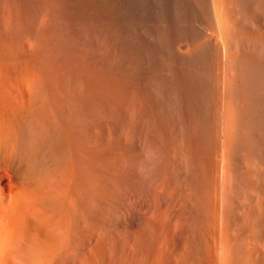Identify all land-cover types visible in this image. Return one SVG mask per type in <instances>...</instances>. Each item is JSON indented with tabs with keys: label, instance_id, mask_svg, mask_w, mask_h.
Wrapping results in <instances>:
<instances>
[{
	"label": "bare ground",
	"instance_id": "obj_1",
	"mask_svg": "<svg viewBox=\"0 0 264 264\" xmlns=\"http://www.w3.org/2000/svg\"><path fill=\"white\" fill-rule=\"evenodd\" d=\"M198 1H203V0H198ZM252 1L254 2V0H252ZM262 1L264 2V0H261V2ZM2 2H4V1H2ZM2 2H0V4ZM46 2H47V0H46ZM234 2H235L234 0H207V2L202 3V5L204 4V7L209 9L208 11L202 5H200L198 3V5H199L198 7L202 6L204 8V11H206L205 12V15H206L205 18L206 19L202 15V17L205 20L203 18H201L200 20L203 19L204 22L206 21V24L208 23L209 32L207 30L206 33H208V34L206 36H201L202 38L197 34V36L200 37V38L198 37L199 41L195 42V43L190 42V44L193 43L192 44L193 46H192V48H190V47L189 48L195 52L197 50L200 51L202 49L201 52H203L202 47L207 45V43H208V45L210 43V46H211V53H209L210 51L208 50V49H210L209 48L210 46L207 45L208 48L206 46H205V48H207V49L204 48L205 50H208V54H206L207 51H206V53L204 51V53H205L204 55L205 56L207 55V58L204 57V59H202L204 56V55L202 56L203 53L200 54V52L198 53V51H197V53L200 54L199 56H202V57H200L199 61H197L198 59L197 60L194 59V62L195 63L198 62V64L196 63V65H198L196 67H199L201 70V71H198V73L201 72L200 73L201 76H199L200 78L199 77L196 78L197 80L200 79V81H199L200 84H197L200 87V91L197 89L200 93H198V91H197V94L199 95L200 100H201L200 101L199 98L197 99L198 101L196 100L197 101L196 103H198V105L200 103L199 106L197 105L198 107L196 110L197 114L199 115L198 118L200 119V127L198 126L197 128H201V130H199L201 132H198V133L203 134V135H201L202 137L204 136V140L202 138V141H205L204 142L206 144L205 146L207 147L208 152L212 158L211 159L212 162L207 161L208 163L210 162V164L212 163V165H211L212 171H210L213 173L212 179L210 178V174L209 175L207 174L208 171H207V173L205 172L208 175V179L210 178V180H212L211 181L212 183H211L209 180L205 179L212 184V188H209L212 191L210 192L211 194L209 196V195H207V191H205V189H204L205 185L203 186L204 187L203 189L201 187H199V185L197 183L198 181L196 179V176H194L195 172L193 171L195 166L192 162L194 161L195 158H193L192 162L190 159V158H192V156H194L195 153H193V155L191 157L189 156V153L191 151L189 153H188V151L191 149L189 148V145H188L189 149L187 147H185V145L187 144L185 141L184 144L185 143L186 144L183 146L185 147L186 151H184V153H181L182 157H180L181 155L178 156V158H176L177 155L176 156L174 155L175 157L172 156L173 159L174 158H176V159L173 161V164H170V167L174 168L173 170H175V168H176V170L172 171V168L169 167L171 170L168 171V172H172L171 173L172 175L174 174V176L176 177L175 180H177V179L179 180V178L183 179L180 181H184L185 184L183 186V189H184V193L186 192L185 194H183V192H182V194L185 196L183 199H179V200H181V206L182 207L179 204L180 208L175 210L173 208L175 206V204H173L174 206L172 205L173 207L171 206V210L173 208L175 210V212L177 213V216L180 219L177 216H175L174 218L177 217L179 220H181V221H179L180 224L179 225L174 224L175 226H172V225H170L171 223H168L172 227L169 226L167 228L166 225H168V224H166L164 221L161 222V219H160V221H159V219H157L158 220L157 221V220H155L156 218L155 219L154 218L153 219L147 218L145 215H143L141 213L142 210L140 211L136 208L135 203L137 201L138 195L142 194V196L145 199L144 200L145 204L144 203L143 204L146 207L144 208L143 206H140L139 208H141V207H143L144 209L148 208V206L150 205L149 204L150 201L148 202V199H150V198L148 196L151 195L152 192L150 193V190L153 188V184H152V188L149 187V184H150V182H152L154 180L155 176H157L155 174V172L156 173L160 172L159 169L156 168V165H155L156 160H157L156 159L157 156H156V154H152L150 147H153V145H151V144H155L156 147L155 146H154L155 148L153 147L154 151H155V149L159 150V148L161 149V147L164 148L165 147L164 145H166V143H169V144L171 143V144H174L173 146H175L176 144L180 143L181 140H183V139H181V140L179 139L178 143L176 140V139H178V136H179L177 131L178 132L180 131L178 129H180L179 127L181 126V121H179L180 126L179 127L177 126V125H179L177 120H180L178 118L180 117L179 115H181V114L179 112H178L179 114H177L178 109L176 108L177 104L175 103L176 98L174 100L173 96H172V94L174 96L176 95L175 94L176 88L174 85H172L173 88H171V87L168 88L167 83H166L167 86L165 85L163 88H161L162 86L161 87L157 86L162 91H163V89H165V87L168 88L167 91L165 90L167 92V95H165L167 98H165L166 100L164 101V103L166 102L165 106L167 107V112L169 114L168 119H170L168 121V123L169 122L170 123L168 124L166 122L167 118H165L166 119L165 122L168 124L169 127L166 125L167 128H164V127H161L162 125L159 126L157 124V126H155L156 125L155 123H154V125L151 124L152 118H150L151 122H150V119H144L145 118L144 115L146 116V114H144V115L139 114L138 115L140 110L139 111L137 110V113L135 112L136 110H134L132 113L129 110L130 108H126L125 106L123 107L120 105L119 102L116 103V101H115V103L114 102L112 103L109 100L110 103H107L108 104V106H107V105H104L100 101H99V103L97 102L95 104H92L94 102L91 100L92 103L91 102L90 103L93 106L88 107L90 104L85 103L87 105V107L89 108V109L85 108L86 112L82 111V109L84 110V108H81L80 106L78 108H76V106H78V105H76L77 103H75V105H73V107H72V103H70L71 107H68L70 100L68 101V103H66L67 108L65 107L64 102H62V103H64L63 106H60L61 104L58 105L53 100L54 92H53V90H51L53 86L52 87L50 86L51 89H50V87H48L49 89L44 87L45 84L42 86L41 82L43 83L47 79L46 80L42 79L45 74L44 75H43V73H42V75L40 74L41 72H43L40 70L41 68H38L36 66L35 69L32 71L30 66H28V69L30 68V71L27 68H25V71L26 70L29 71V74L27 76L22 75V77H16L15 72H16V75L19 76L18 71L21 70L18 68L19 69L18 71H15V72L13 71L14 74H13V72L11 73L14 75V77H13V75H11L9 73L12 76L11 77V76H9V74L8 75L6 74L8 72H11L13 69H15V68H13V69L11 68L12 70L11 69H10L11 71L9 70V67L7 65H10V63H8L7 65L3 64L5 67H3V65H2V67H0V69L2 68V70H3V68L6 69L5 70L6 73H4V70H3V72H2V70H0V264H264V261H262L263 259L261 260V258L264 255H262V257H260L259 260L257 259L262 251L260 252V254H258V257H257L252 252L251 248L249 247L253 241L255 242L258 240V238L254 237V236L256 235V233L260 234V231L262 228L260 227V231L258 229L259 232H256V233L254 232V230L257 231L256 227H259L260 225H262L261 221H263L262 219H264V53L261 55L259 54L260 56L263 55V57H260V58L258 57L259 60L255 59V57L252 56V53H251V52H253L252 50L254 48H257V46L259 44L258 42L260 41V43H261V39L263 40V38H264L262 31H260L262 28L259 29L260 32L259 31L255 32L256 29H254V25H255V27L257 26L256 28H259L258 26H260L262 24V22H264V21H262V20H264V18L259 19L260 17H258V19H255V18H257V17H254L257 14L255 12H253V13H255V15L253 14L254 18L249 17L250 15H248V17H247L248 11H247L246 16H243L245 14L244 13L245 11H244V12H242L241 16H243V19H244V17L245 18L247 17L246 20L244 19V21H242V20L238 19V17H236L234 14V13H236V11L233 12L234 10L237 9V7H235L234 5L237 4L239 6L241 4L242 0H241V2L239 1L240 4H238L239 3L238 1H237L238 3L235 2L236 4H234ZM243 2H245V1H243ZM243 2H242V4H243ZM251 2L248 3V6H249V4L251 5ZM6 3H8V2H6ZM13 3H15V2L13 1ZM42 3L44 5L45 2L42 1ZM193 3L194 2H192V5H193ZM36 4H34V5H36ZM246 4L247 3H245V5ZM3 5H6V4L3 3ZM205 5H207L208 7ZM256 5L254 7L258 6V5L257 6ZM241 6H243V5H241ZM261 6H264V5H261ZM8 7H10V6L7 5L6 11L8 10L7 9ZM44 7L46 8V6H44ZM240 7H238V8H240ZM1 8H2V4L0 6V9ZM187 8L188 7H186V9ZM200 8H198V9L201 11L202 8L201 9ZM234 8H236V9H234ZM245 8H244V10H245ZM259 8H260V5H259ZM2 9L0 11L4 10V9L3 10ZM49 9H50V7H49ZM186 9H185V12H186ZM191 9L189 11H191ZM246 9H248V8H246ZM250 9H252V8H250ZM256 9H254V10H256ZM35 10H36V8H35ZM37 11H35V12H37ZM204 11L202 9L201 14H203ZM242 11H243V9H242ZM11 12H13V11H11ZM18 12L19 11H17V12L14 11V13H16V14ZM41 12H38V13H41ZM251 12H250V14H251ZM262 12H263V10H262ZM32 13H34V12H32ZM47 13H48V10H47ZM198 13H199V11H198ZM238 13H240V12H238ZM7 14H9V13H7ZM7 14L5 12V16H4L5 18H6ZM42 14H44V13H42ZM0 15H3V14H0ZM36 15H38V14H36ZM44 15H43V17H44ZM200 15H199V18L201 17ZM238 15H240V14H238ZM17 16H19V15H17ZM45 16H47V15H45ZM251 16H252V14H251ZM262 16H264V15H262ZM15 17H16V15H15ZM185 17H183V18H185ZM190 17H192V16H190ZM37 18H38V16H37ZM37 18H35V19H37ZM39 18H41V17L39 16ZM47 18H45V19H47ZM31 19H32V17H31ZM41 19L43 20V18H41ZM200 20H198L197 23ZM203 20H202V22H203ZM239 20L242 21L243 23L240 22ZM36 21H38V20H36ZM52 21H53V19H52ZM183 21H184V19H183ZM183 21H182V25L184 24V26H185V23H184L185 21L184 22ZM188 21H189V18H188ZM6 22L8 25V21H6ZM6 22H5V24H6ZM38 22L41 23L44 21H38ZM192 22L195 24L194 21H192ZM244 22H245V24H244ZM260 22H261V24L259 25ZM1 23H2V21H1ZM19 23L21 24V21ZM34 23H35V21H34ZM46 23H45V25H46ZM14 24H16V23H14ZM28 24L29 23L27 21L26 25H28ZM166 24L167 25L169 24L168 20H167ZM194 24H193V27H194ZM38 25H40V24H38ZM189 25H191V24H189ZM262 25H264V24H262ZM30 26L32 27L33 25H30ZM59 26H60V24H59ZM40 27L45 28L44 24H43V26L40 25L39 28ZM5 28H6V26L3 29H5ZM14 28H16V27H14ZM33 28H34V26H33ZM43 28H40V30H42ZM98 28H97V30H98ZM188 28H190V27H188ZM3 29L1 28V30H3ZM16 29L18 30L19 28H16ZM192 29L195 30V28H192ZM55 30H54V32H55ZM203 30H205V29H203ZM13 31H14V29H13ZM18 31H20V30H18ZM15 32H16V30L14 31V33ZM28 32H30V31H28ZM57 32H58V29H57ZM60 32H62V31H60ZM148 32H149V30H148ZM195 32H197V31L195 30ZM195 32H194V34H195ZM63 33L64 32H62V34ZM96 33H99V32L96 31ZM158 33H160V32H158ZM182 33H183V35H181V36L183 37L184 32H181V34ZM258 33H260V34H258ZM34 34H35V30H34L33 35ZM39 34H37V35H39ZM43 34H44V32H43ZM58 34H59V32H58ZM203 34L205 35V31L203 32ZM3 35H5V33H3ZM37 35H35V36H37ZM48 35L51 36L52 34H48ZM166 35H168V34H166ZM186 35H188V34H186ZM6 36H8V35H6ZM30 36H32V34ZM54 36H55V34H54ZM82 36H83V34H82ZM141 36L143 37V35H141ZM41 37H42V35H41ZM160 37H162V36H160ZM176 37L180 38V36H176ZM186 37H188V36H186ZM203 37H205V38H203ZM34 38L36 39V37H34ZM192 38H194V35L192 36ZM8 39L9 38H7V40ZM30 39H32V37ZM40 39L38 42H40ZM47 39L49 40L50 38L48 37ZM80 39H81V37H80ZM85 39H86V37H85ZM90 39H91V37H90ZM102 39H104V38H102ZM126 39H127V37H126ZM7 40H5V42H7ZM19 40H20V37H19ZM52 40H53V38H52ZM76 40H78V39H76ZM83 40H84V38H83ZM83 40H82V42H83ZM189 40L191 41V39H189ZM189 40L187 42H189ZM196 40H197V37H196ZM17 41L18 40L15 41L16 44H17ZM25 41H22L23 44ZM42 41H44V40H42ZM154 41H156V40H154ZM165 41H167V40H165ZM180 41H182V40H180ZM28 42H30V41H28ZM50 42H51V40H50ZM105 42H106V40H105ZM127 42H129V41H127ZM161 42H163V40H161ZM12 43H14V42H12ZM45 43H47V42H45ZM134 43H135V41H134ZM164 43H167V42H164ZM8 44H11V43H8ZM18 44H19V42H18ZM50 44H52V43H50ZM103 44H101V46ZM149 44H151V41L149 42ZM152 44H154V43H152ZM263 44H264V41H263L262 45ZM11 45H13V44H11ZM26 45L29 46L30 44H26ZM31 45H34V44L31 43ZM52 45H55V44H52ZM106 45H107V43H106ZM139 45H141V44H139ZM186 45H187V43H186ZM35 46H34V48H35ZM40 46H41V44H40ZM44 46L46 47V45H44ZM76 46H75V48H76ZM130 46H132V45H130ZM5 47H6V44H5ZM185 47H187V46H185ZM248 47L249 48L252 47V48L249 49ZM1 48H2V46H1ZM56 48H58V47H56ZM56 48H54V49H56ZM67 48H69V47H67ZM154 48H155V46H154ZM164 48L160 47L161 50ZM37 49L34 51H37ZM87 49H85V50H87ZM146 49H147V47H146ZM171 49H172V47H171ZM184 49H186V48H184ZM2 50H3V48H2ZM8 50H10V49H8ZM22 50H20V51H22ZM27 50H31V48L30 49L27 48L26 52H27ZM45 50H47V49H45ZM48 50H49V48H48ZM62 50H63V47H62ZM102 50H103V47H102ZM134 50H136V49H134ZM164 50H167V49H164ZM164 50H163V53H164ZM179 50L180 49H178V51ZM257 50H254V52L256 51V54H257ZM259 50H260V45H259ZM263 50H264V48H263ZM12 51H13V49H12ZM23 51L25 52V50H23ZM58 51H59V49H58ZM68 51H67V53H68ZM138 51H140V49ZM188 51H190V50H188ZM188 51H186V52H188ZM41 52H42V49H41ZM46 52L48 53V51H46ZM77 52L80 53V51H77ZM167 52H169V51H167ZM186 52H185V54H186ZM191 52L192 51H190V53ZM5 53H7V52H5ZM9 53H12V52H9ZM15 53L17 54V52H14V54ZM86 53L89 54L88 51ZM92 53L93 52H91V55H92ZM100 53L98 52V54H100ZM155 53H156V51H155ZM190 53H188V54H190ZM192 53H194V52H192ZM260 53H262V52H260ZM0 54H1V52H0ZM32 54H30V55H32ZM70 54H71V52H70ZM75 54H77V53H75ZM120 54H121V52H120ZM128 54H130V53H128ZM138 54H134V56L138 55ZM169 54H171V53H169ZM185 54H184V56H185ZM5 55H7V54H5ZM17 55H19V54H17ZM20 55H21V53H20ZM146 55H148L147 52H146ZM159 55H160V53H159ZM172 55L174 56V54H172ZM253 55H255V53H253ZM167 56H169V55L167 54ZM190 56H192V55H190ZM4 57H6V56H4ZM25 57L23 58V60L25 59ZM35 57H36V55H35ZM83 57H84V55H83ZM10 58H11V56H10ZM29 58H28V60H29ZM62 58H64V57H62ZM17 59H15V60H17ZM19 59L21 60L22 57H20ZM26 59H27V57H26ZM112 59H114V58H112ZM153 59H154V57H153ZM171 59H172V57H171ZM184 59H185V57H184ZM3 60L0 61L1 64H2ZM8 60H9V58H7V61ZM20 60H18L17 62H20ZM38 60H39V58H38ZM46 60H47V58H46ZM131 60H132V58H131ZM179 60H180V58H179ZM181 60L183 61V58ZM42 61H43V67H44V65L46 66L47 64H44L45 59H43ZM170 61L171 60H169L168 63ZM45 62H47V61H45ZM164 62L167 63V60ZM179 62H177V65L179 64ZM187 62H188V60H187ZM187 62H185V63H187ZM190 62L191 63H189V64H192V61H190ZM20 63L22 64V62H20ZM27 63H28V61H27ZM37 63L40 64L41 61H39ZM51 63H52V61H51ZM149 63L150 62H148V64ZM11 64H12V62H11ZM48 64H50V62ZM92 64H90V65H92ZM83 65H84V63H83ZM88 65H89V62H88ZM142 65H144V64H142ZM158 65H159V63H158ZM158 65L156 67H158ZM179 65H181V64H179ZM182 65L184 66V64H182ZM15 66H17V64H15V65L13 64V66L11 65V67H15ZM39 66H41V64ZM98 66L100 67V65H98ZM140 66H141V64H140ZM154 66H155V63H154ZM167 66H168V64H167ZM25 67H27V66H25ZM84 67H87V65ZM147 67H148V65H147ZM161 67L163 68L164 66L161 65ZM20 68H22L21 65H20ZM36 68H38L40 71ZM44 68H42V69H44ZM107 68H106V70H107ZM151 68H152V66H151ZM169 68H171V67H169ZM175 68H176V66H175ZM47 69H49V68H47ZM157 69H158L157 71H160L159 68H157ZM179 69H178V71H179ZM185 69L183 71L184 74H185L186 70H190L189 68H187L186 70ZM108 70H110V68ZM119 70H121V69H119ZM52 71H56V70L53 69ZM134 71H136V70H134ZM165 71H168V70H165ZM176 71H177V69H176ZM20 72H21V74L25 73L23 71H20ZM95 72H96V70H95ZM152 72H154V71H152ZM171 72L173 73V71H171ZM174 72H175V70H174ZM27 73H25V74H27ZM44 73H45V69H44ZM76 73H77V71H76ZM124 73H126V71ZM168 73L171 77L172 74H170V72H168ZM181 73H182V71H181ZM187 73H188V71H187ZM204 73L206 76L204 75ZM49 74H50V72H49ZM52 74H54V72H52L50 74V76ZM87 74L90 75V73H87ZM140 74H141V72H140ZM142 74L144 75V73H142ZM159 74H160V72H159ZM164 74H165V72H164ZM184 74H181V77ZM126 75H128V74H126ZM151 75H152V73H151ZM169 75H168V77H169ZM187 75L191 76V74H189V73ZM187 75H184L185 80H183V77H182L181 81L182 80L184 82L186 81V83L189 82L188 78H186ZM131 76H132V74H131ZM161 76L163 77L164 75L161 74ZM166 76H165V78H168ZM196 76H198V74H196ZM45 77H46V75L44 76V78ZM98 77H99V75H98ZM156 77H158V76H156ZM173 77H175V75ZM176 77H178V75ZM55 78H57V77H55ZM81 78H82V76H81ZM142 78H144V77H142ZM158 78H160V77H158ZM180 78L179 79L177 78V80L180 81ZM48 79H49V77H48ZM51 79H53L52 76H51ZM91 79L94 80L93 77H91ZM134 79H135V77H134ZM194 79H195V77H194ZM57 80H59V79H57ZM85 80L87 81V79H85ZM140 80L141 79H139V81ZM162 80L164 82V79H162ZM162 80L160 81V79H159L158 81L163 83ZM177 80H176V82H177ZM53 81H56V80H53ZM130 81H131V79H130ZM149 81H150V79H149ZM165 81H166V79H165ZM183 81H182V83H183ZM119 82H120V80H119ZM172 82H173V79H172ZM172 82H171V84H172ZM57 83H58V81H57ZM190 83H193V82H190ZM55 84L56 83H54V85ZM86 84H88V83H86ZM95 84H97V83H95ZM174 84H177V83H174ZM65 85L66 84H64V87H65ZM116 85H118V84H116ZM134 85H132V86H134ZM139 85H142V82L141 83L139 82ZM148 85H146V86H148ZM179 85H181V84H179ZM57 86L58 85H56V88H54V89H57ZM62 86H60V88ZM89 86H90V84H89ZM151 86L152 85H150V87ZM182 86H181V88H182ZM186 86H188V85H186ZM78 87L83 88V87H81V85L80 86L78 85ZM91 87L92 86H90V91H91ZM105 87H106V84H105ZM176 87H177V85H176ZM192 87H193V85H192ZM119 88H121V87H119ZM140 88H142L140 90V92L142 94L144 88L143 87H140ZM147 88H145V89L147 90ZM184 88H185V91H187L186 87H184ZM188 88L189 87H187V89ZM110 89H111V87H110ZM133 89H135V88H133ZM136 89H138V88H136ZM192 89H193V92L196 91L195 88H192ZM189 90H190V88H189ZM110 91H112V90H110ZM149 91L147 90V93ZM152 91H154V90H152ZM178 91H179V88H178ZM180 91L182 92V89ZM76 92H79V91L76 90ZM94 92H96V90ZM158 92L161 93V91H158ZM190 92H191V90H190ZM96 93H98V92H96ZM129 93H131V91L128 92L127 94L129 95ZM102 94H103V92H102ZM124 94L125 93H123L122 95H124ZM127 94H125V97ZM151 94H149V95H151ZM162 94H165V93L162 92ZM83 95H85V94H83ZM94 95L97 96V94H94ZM154 95H156V94H154ZM181 95L185 98V96L187 94H185V96H184L183 92H182ZM181 95L178 96V97H180V99H181ZM194 95H196V94H194ZM101 96H98V97H101ZM109 96L112 97L113 94H112V96L108 95V97ZM118 96H119V94H118ZM146 96L148 97V94ZM156 96H155V98H156ZM159 96H157V97H159ZM197 96H195V97L197 98ZM79 97H80V95H79ZM90 97H94V96H90ZM108 97H107V99H109ZM144 97H145V95H144ZM161 97L164 98L163 95ZM195 97H193L194 102H195ZM131 98H133L132 95H131ZM163 98H162V101H163ZM186 98H187V96H186ZM188 98H189V96H188ZM193 98L191 97V99H193ZM79 99H81V98H79ZM112 99L113 98H111V100ZM177 99H179V98H177ZM183 99H182V102H183ZM191 99H190V101H191ZM86 100H88V99H86ZM97 100H98V98H97ZM101 100H103V98ZM119 100H121V99H119ZM119 100H117V101H119ZM123 100H122L123 102L126 101L124 98H123ZM143 100H144V98H143ZM151 100H153V98ZM157 100H159V98ZM134 101L135 100H133V102ZM142 101H140L138 103L142 104ZM162 101L159 100L158 105H161ZM177 101L180 102L181 100H177ZM193 101H191V102H193ZM103 102H104V100H103ZM179 102H178V104H179ZM191 102L190 103L187 102V104L190 105ZM126 103L128 104V100ZM135 103L132 106H137V105H135ZM193 103H192V105H193ZM148 104H150V103H148ZM144 105H143V108H144ZM179 105H181V104H179ZM185 105H186V103H185ZM189 105H186L185 107H187ZM82 106L85 107L84 105H82ZM151 107H152V105H151ZM162 107H164V106H162ZM162 107H161V109H162ZM194 107L196 109V106H194ZM154 109H155V107H154ZM183 109H185V108H183ZM128 110L131 113H129ZM131 110H133V109H131ZM141 110H144V109H141ZM146 110H147V108H145V111ZM160 110L158 109V113ZM150 111H153V110H150ZM140 112H143V111H140ZM162 112H164V111H162ZM151 113H153V112H151ZM164 113H166V112H164ZM164 113H163V117L165 115ZM184 113L185 112H183L182 114L184 115ZM154 114H156V113L154 112ZM188 114L191 115L192 113L191 114L188 113ZM156 116H157V114H156ZM158 116H157V118H158ZM196 116L197 115H195V117ZM150 117H151V115H150ZM160 117H159V119H160ZM154 118H155V116H153V119ZM157 118H155V119H157ZM184 118H185V116H184ZM186 119H189V118H187V116H186ZM144 120H148L150 122V124L153 126L150 129L145 128V127L150 126V125H148V122L146 121L147 126H144V125H146V123H144L145 122ZM191 121H193V119ZM159 122H161V120ZM184 122H186V120ZM187 123L188 122H186V124ZM189 124H190V122H189ZM193 124H194V122H193ZM197 125L198 124L196 123V125H194V127H196ZM188 127L190 129V126H188ZM188 127H185V128L188 129ZM193 128H191V129H193ZM84 130H87L86 131L87 133H85ZM184 130H186V129H183V131ZM191 131H193V130H191ZM140 132H142L144 134L143 135L144 137L142 136L143 137L142 142H140V140H139V138L141 137ZM189 132L190 131H188L186 133L189 134ZM183 135L185 136L187 134H183ZM191 135L192 134H190V136ZM156 136H159V138H161V139H159ZM176 136H177V138H176ZM195 136H197V135H195ZM199 136H200V134H199ZM162 137L167 138L168 141L166 140V143H165V141H163L164 139ZM190 138L192 140V137H190ZM184 139H185V137H184ZM188 140H190V139H188ZM183 141L180 143L181 146L183 144ZM143 142H144V144H143L144 147L142 145H140ZM192 142H193V140H192ZM189 143H191V142H189ZM193 143H195V142H193ZM199 143L201 144L203 142H199ZM195 144L197 145V143H195ZM178 145H176L175 147H177ZM180 145H179V147L181 148ZM193 145L190 144V146H192V147H193ZM139 146H142L143 148L141 149V147L139 148ZM183 146H182V148H184ZM198 146L203 147V144L198 145ZM167 147H170V146L167 145ZM196 147L197 146H195V148ZM192 149H194V148H192ZM171 150H169L168 152L166 151V153L171 152ZM174 150H178V149L175 148ZM140 151H142V153H140ZM163 151L164 150H161L160 152H163ZM180 152H181V150H180ZM193 152H195V150ZM171 153H173V152H171ZM207 153H206V156H207ZM162 155H164V153H162ZM190 155H191V153H190ZM168 156H169V154H168ZM168 156H167V158H168ZM202 156H205V155H203V153H202ZM206 156L203 158L205 159ZM207 157H208V160H210L209 156H207ZM138 158H140L141 160L140 159L139 160L142 162V165L139 164L141 166V167L139 166L141 172H139V169L137 167L138 166L137 163L139 161ZM161 158H163V157H161ZM197 159H198V157H197ZM200 159H202V158H200ZM200 159L198 161H200V163H201ZM204 159L202 160V162L206 161ZM166 160L164 159L163 161L165 162ZM157 161H160V160H157ZM167 161L169 162V160H167ZM198 161H197V163H199ZM163 163H162V165H163ZM165 163H164V166L166 165ZM203 163H205V162H203ZM203 163H201V164H203ZM208 163H206V167H207ZM159 164H161V163H159ZM158 166H160V165H158ZM202 167H205V165L204 166L202 165ZM159 168L161 169V167H159ZM165 168H166V166H165ZM169 168L167 167V169H169ZM197 169H199V168H197ZM204 170H207V169L205 168ZM161 172L164 173L165 171L161 170ZM160 173H159V175H160ZM202 173H201V175H202ZM168 174L170 175V173H168ZM161 176L163 177V175H161ZM164 177H165V175H164ZM156 178H158V177H156ZM166 178H167V176L165 177V179ZM198 178L200 179V177H198ZM160 179H161V177H160ZM156 180H154V181L157 182L158 180L157 181ZM159 181H161V180H159ZM180 181H178V182H180ZM155 182H154V184H155ZM170 182L174 183V180H172ZM175 182L177 183V181H175ZM209 182H207V183L203 182V183L209 184ZM160 183L163 184V182H160ZM160 183H158V184L160 185ZM159 185H158V187H160ZM167 185H168V182H166V186ZM169 185H170V183H169ZM172 185L174 186V184H172ZM155 186H157V185L155 184ZM170 187L168 186V188L166 187L167 188L166 189L164 186L166 191L168 189H170ZM207 187H208V185L206 186V188ZM209 187H210V184H209ZM164 188H162V189L164 190ZM174 188H175V186H174ZM181 188H182V186L180 187V189ZM165 190L163 191L164 193H165ZM171 190H173V189L171 188ZM210 190H208V191H210ZM155 192H156V190H155ZM168 192L169 191H167L166 195H163V193L162 194L160 193L161 195L159 194L162 197V198H159L162 200V202H163V200L167 199L166 196L171 195ZM176 192H174V195H176ZM171 193H173V191ZM157 194H158V192H157ZM178 194L179 193H177V195ZM208 194H209V192H208ZM156 195L154 194V197ZM173 197L175 198V196H173ZM180 197H177V198H180ZM141 199H142V197H141ZM157 199H158V197H157ZM153 200H155V199H153ZM153 200H151V202ZM168 200H166V201H168ZM172 200H175V199L172 198ZM142 201H143V199L141 200V202ZM166 201H165V203H166ZM177 201H178V199H177ZM177 201H176V204H177ZM172 202L174 203V201H172ZM161 203H157V204H161ZM166 204L168 205L169 203H166ZM141 205H142V203H141ZM169 205H168V207H170ZM154 206H156V205H154ZM161 207H162V205H161ZM154 210H156V209L154 208ZM167 211H168V209H167ZM145 213H146V211H145ZM166 214H168L167 216L170 215L169 213H166ZM172 214H174V213H171V215ZM161 215H163V213ZM161 215H160V211H159V217L158 218H160ZM147 216H149V215H147ZM165 218H166V216H165ZM165 218H162V219H165ZM172 218H173V215H172ZM170 220H172V219H169L168 221L170 222ZM165 221H167V220L165 219ZM163 222H164L165 226H164V224H162ZM175 223H177V222H175ZM241 235H242V237H243V235H245L244 237H247L246 238L247 243L245 242L246 246H244L245 243L243 245H240L239 244L240 241L237 242V239H236L237 236H239V238H240ZM260 235H259V237L261 238L262 235L261 236ZM252 237L256 238V240L254 239L250 243V241L252 240ZM248 238L251 239V240H249V242L247 240ZM262 240H264V238ZM258 241H260V240H258ZM248 243H250V245H248ZM253 246H254V244H253ZM262 246H264V244ZM257 248L255 250H257ZM178 249L180 251V254L177 253L175 255L174 251L178 250ZM261 249H262V247H261ZM179 251H177V252H179ZM258 251H257V253H259ZM263 252H264V250H263Z\"/></svg>",
	"mask_w": 264,
	"mask_h": 264
},
{
	"label": "rangeland",
	"instance_id": "obj_2",
	"mask_svg": "<svg viewBox=\"0 0 264 264\" xmlns=\"http://www.w3.org/2000/svg\"><path fill=\"white\" fill-rule=\"evenodd\" d=\"M2 1H4V2H2ZM8 2V3H6V2ZM10 1V2H9ZM13 1L16 3H13ZM17 1V2H16ZM0 0V2H2L1 4H2V8L4 9H2L3 11H0V14H3V15H0V52H1V54H0V58L4 55V56H6V57H2L1 59H0V61L1 60H3L2 61V64H1V62H0V67H2V65L3 64H5V65H7L8 63H10V65H7L8 67H9V70L12 68H15V69H11L10 71L11 72H8V73H6V69L5 68H3V70H4V73H6L7 75L10 73H12L13 71L15 72V71H18L19 69H21L20 71H23V72H25V73H27V74H25V73H23V74H21V72L20 71H18L19 73H18V75L19 76H17L16 75V72H15V76L16 77H22V75H25V76H27L28 74H29V71H30V68H31V70L33 71L34 69H35V67L37 66L38 68H41L40 70L41 71H43V72H41L40 74L42 75V73H43V75L45 74L46 75V77L44 78V76H43V80H46V81H44L43 83L41 82V84H42V86L44 85V87H46V88H48V87H52V89H51V87H50V89L51 90H53V92H54V95H53V100L58 104V105H60V106H63V104L65 103V107L67 108V106H66V103H68V101H69V104H68V107H71V105H70V103H72V107H73V105H75V103H77L76 105H78V106H76V108H78L79 106L81 107V108H84V110L82 109V111H85V108H88V107H90V106H93L92 104H95V103H99V101L100 102H102L104 105H107L108 106V104L107 103H110V102H114L115 103V101H116V103L117 102H119L120 103V105L121 106H125L126 108H130L129 110L133 113V111L134 110H136L135 112L137 113V110L139 111H143V112H140L139 111V113H138V115L140 114V115H144V114H146V116L144 115V119H150V118H152V123L151 124H153L154 125V123L156 124L155 126H157V124L159 125V126H161V127H164V128H167V126H168V124L170 123H168V121L170 120V119H168V116H169V114H168V112H167V107L165 106V104H166V102L164 103V101L166 100L165 98H167L165 95H167V90H168V88L169 87H171V88H173L172 87V85H174L175 86V96L172 94V96H173V99L175 100V98H176V104H177V106H176V108L178 109V111H177V114H181V115H179L180 117L178 118V119H180V120H177L178 121V123H179V121H181V126H180V123H179V125H177L180 129H178V130H180L179 132L177 131V133L179 134V136H178V139H176L177 140V143H178V141H179V139L181 140V139H183V140H181V142L183 141V144H182V146L183 145H185L186 143V145H185V147H187L188 148V145H189V148L191 149V150H189L188 151V153L190 152L191 153V155H190V153H189V156L191 157L192 155H193V153H195L194 154V156H192V158H190L191 159V162L193 161V158H195L194 159V161L192 162L193 164H194V166H195V168H194V172L196 173H200L199 175L196 173H194V176H196V179H197V183H198V185H199V187H201L202 189L204 188L205 189V191H207V195H209L210 196V192L212 191V190H210L209 188H212V180H210V178L212 179V172H210V171H212V163L210 164V162L208 163L207 161H211V156H210V154H209V152H208V149H207V147L205 146L206 144L204 143L205 141H202V138H203V140H204V136L202 137L201 135H203L202 133H198V132H201V131H199V130H201V128H197L198 126L200 127V119L198 118V114H197V107L200 105V103H199V105H198V103H196L198 100V98H199V100H200V97H199V95L197 94V91L199 90L200 91V87L197 85V84H200V79H196L197 77H199V76H201L200 75V73H198V71H201L200 70V68L199 67H196V66H198V65H196V63L198 64V62H194V59H198L197 61H199V59H200V57H202L205 53H206V51H207V53L206 54H208V50L210 51L209 53H211V46H210V43H209V45H208V43H207V45L208 46H210L209 48L210 49H208V50H205V49H207L208 47H207V45H205L207 48H205V46L204 47H202L203 48V52H201L202 51V49L199 51V50H197L198 51V53L200 52V54L201 53H203L202 54V56H199L200 54H198L197 53V51L195 52V51H193L192 49H190V48H192V44L193 43H195V42H198L199 41V38L201 37V36H206L208 33H206L207 32V30H208V27H209V25H208V23L206 24V21L204 22V20L206 19L205 18V12L206 11H204V8L208 11L209 9H207L206 7H204V4L202 5V3H204V2H207V0H203V1H198V0H191L192 2H194L193 3V5H192V2L189 0H47V2H46V0ZM21 1V2H20ZM35 1V2H34ZM42 1H44L45 3H44V5H43V3H42ZM235 2H241V0H234ZM243 1H245V2H243ZM252 0H242V2H243V4H242V2H241V4H240V2L238 3V4H240L239 6L234 2V4H236V5H234L235 7H237V9L236 8H234V9H236V10H234L233 12H235L236 11V13H234L235 14V16L236 17H238V19H240V20H242V21H244V19L246 20V18L248 17V15H250L249 17H252V18H254V17H257V18H255V19H258V17H260L259 19H262V18H264V16H262V15H264V6H261V5H264V2L262 3L261 2V0H254V2L252 3L251 2ZM259 1V2H258ZM33 4H32V3ZM39 2V3H38ZM62 2V3H61ZM251 2V5L249 4V6H248V3H250ZM261 2V3H260ZM3 3H5L6 5H3ZM26 3V4H25ZM37 3V4H36ZM196 3V4H195ZM198 3L200 4V5H202V6H200L202 9H203V14H201V12H202V9L200 8V7H198L199 5H198ZM245 3H247L246 5H245ZM260 3V4H259ZM1 4H0V6H1ZM10 4V5H9ZM14 6H13V5ZM19 4V5H18ZM34 4H36V5H34ZM48 4V5H47ZM53 4V5H52ZM187 4V5H186ZM189 4V5H188ZM259 4L260 5V8H259V5L257 6V5ZM7 5L8 6H10V7H8L7 9V11H6V7H7ZM12 5V6H11ZM16 5V6H15ZM18 5V6H17ZM29 5V6H28ZM43 5V6H42ZM56 5V6H55ZM61 5V6H60ZM197 5V6H196ZM241 5H243V6H241ZM257 6V7H254V6ZM4 6V7H3ZM23 6V7H22ZM35 6V7H34ZM39 6V7H38ZM42 6V7H41ZM44 6H46V8L44 7ZM48 6V7H47ZM191 6V7H190ZM196 6V7H195ZM205 6H207V5H205ZM233 6V7H234ZM241 6V7H240ZM247 6V7H246ZM251 6V7H250ZM18 7V8H17ZM49 7H50V9H49ZM186 7H188L187 9H186ZM194 7V8H193ZM200 8L201 9V11L198 9V8ZM208 7V6H207ZM238 7H240V8H238ZM248 8V9H246V8ZM252 8V9H250V8ZM15 8V9H14ZM28 8V9H27ZM32 8V9H31ZM35 8H36V10H35ZM192 8V9H191ZM244 8H245V10H244ZM257 8V9H256ZM262 8V9H261ZM0 9V10H1ZM10 9V10H9ZM12 9V10H11ZM18 9V10H17ZM39 9V10H38ZM44 11H43V10ZM156 9V10H155ZM185 9H186V12H185ZM191 9V11H189ZM242 9H243V11H242ZM254 9H256V10H254ZM21 10V11H20ZM38 10V11H37ZM42 12H41V11ZM47 10H48V13H47ZM193 10V11H192ZM198 10L199 11V13H198V11L196 12V11ZM259 10V11H258ZM262 10H263V12H262ZM11 11H13V12H11ZM14 11L15 12H17V11H19L17 14L16 13H14ZM34 12V13H32V12ZM35 11H37V12H35ZM245 11V12H244ZM247 11H248V14H247ZM252 11V12H251ZM5 12H6V14L7 13H9V14H7L6 15V18L4 17L5 16ZM31 12V13H30ZM38 12H41V13H38ZM54 12V13H53ZM192 12V13H191ZM196 12V13H195ZM238 12H240V13H238ZM242 12H244L245 14L243 15V16H246V14H247V17L245 18L244 17V19H243V16H241L242 15ZM250 12H251V14H252V16H251V14H250ZM253 12H255V13H257L256 15H255V13H253ZM42 13H44L45 15H47V16H45L44 14H42ZM47 13V14H46ZM50 13V14H49ZM195 15H194V14ZM21 14V15H20ZM29 14V15H28ZM35 14V15H34ZM36 14H38V15H36ZM40 14V15H39ZM201 14V15H200ZM237 14V15H236ZM238 14H240V15H238ZM253 14L255 15L254 17H253ZM14 15V16H13ZM15 15H16V17H15ZM17 15H19V16H17ZM43 15H44V17L45 18H47V19H45L44 17H43ZM52 15V16H51ZM184 15V16H183ZM199 15L201 16L200 18H199ZM202 15L204 16V18L202 17ZM262 17H261V16ZM9 16V17H8ZM13 16V17H12ZM29 16V17H28ZM34 16V17H33ZM36 16V17H35ZM37 16H38V18H39V16L41 17V18H43V20L41 19V18H37ZM50 16V17H49ZM55 16V17H54ZM186 16V17H185ZM190 16H192V17H190ZM197 16V17H196ZM5 19H4V18ZM23 17V18H22ZM31 17H32V19L35 21V23H34V21L31 19ZM183 17H185V18H183ZM194 17V18H193ZM196 17V18H195ZM3 18V19H2ZM20 18V19H19ZM35 18H37V19H35ZM165 18V19H164ZM187 18V19H186ZM188 18H189V21H188ZM193 18V19H192ZM201 18H203L202 20H203V22H202V20H200ZM242 18V19H241ZM11 21H10V20ZM18 19V20H17ZM52 19H53V21H52ZM55 19V20H54ZM164 19V20H163ZM183 19H184V21H183ZM191 19V20H190ZM200 20L198 23H197V21L198 20ZM36 20H38V21H44L45 23H46V25H45V23L44 22H38V21H36ZM47 20V21H46ZM59 22H58V21ZM163 20V21H162ZM167 20H168V25L166 24L167 23ZM196 20V21H195ZM239 20V21H240ZM1 21H2V23H1ZM6 21H8V25H7V22H6V24H5V22ZM18 21V22H17ZM21 21V24L19 23ZM27 21H28V25H26L27 24ZM33 23H32V22ZM182 21L185 23V26H184V24L182 25ZM188 21V22H187ZM192 21H194L195 22V24L192 22ZM242 21H240V22H242ZM261 21V20H260ZM262 21H264V20H262ZM10 22V23H9ZM187 22V23H186ZM4 23V24H3ZM14 23H16V24H14ZM32 23V24H31ZM37 23V24H36ZM50 25H49V24ZM98 23V24H97ZM243 23V22H242ZM241 23V24H242ZM19 24V25H18ZM25 24V25H24ZM35 24V25H34ZM38 24H40V25H42L43 26V24H44V26H45V28H43V27H40V28H43L42 30H40V28H39V26L40 25H38ZM48 24V25H47ZM54 24V25H53ZM59 24H60V26H59ZM189 24H191V25H189ZM193 24H194V27H193ZM244 24H245V22H244ZM261 24V22L259 23V25ZM262 24H264V22H262ZM260 25V26H258L259 28H256L255 27V25H254V29H256V31L255 32H257V31H259V29H261L260 31H262V33H263V37H264V25ZM18 25V26H17ZM30 25H33L34 26V28H33V26L31 27ZM57 25V26H56ZM167 25V26H166ZM189 25V26H188ZM206 25V26H205ZM208 25V26H207ZM6 26V28L5 29H3L4 27ZM11 28H10V27ZM24 28H23V27ZM26 26V27H25ZM36 26V27H35ZM262 26V27H261ZM9 27V28H8ZM14 27H16V28H19L18 30H20V31H18L16 28H14ZM28 27V28H27ZM31 27V28H30ZM38 27V28H37ZM98 28V30H97V28ZM182 27V28H181ZM188 27H190V28H188ZM195 28V30L197 31V32H195V30L194 29H192V28ZM1 28L4 30H1ZM58 29V32H59V34H58V32H57V29ZM187 30H186V29ZM197 28V29H196ZM200 28V29H199ZM13 29H14V31L16 30V32L14 33V31H13ZM32 29V30H31ZM37 29V30H36ZM50 29V30H49ZM56 29V30H55ZM97 32H99V33H96V31ZM203 29H205V30H203ZM258 29V30H257ZM9 30V31H8ZM12 30V31H11ZM34 30H35V34L33 35V33H34ZM40 30V31H39ZM44 30V31H43ZM54 30H55V32H54ZM100 30V31H99ZM148 30H149V32H148ZM168 30V31H167ZM172 30V31H171ZM186 30V31H185ZM194 30V31H193ZM3 31V32H2ZM27 31V32H26ZM28 31H30V32H28ZM37 31V32H36ZM44 32V34H43V32ZM60 31H62V32H64L63 34H62V32H60ZM143 31V32H142ZM160 32V33H158V32ZM162 31V32H161ZM193 31V32H192ZM201 31V32H200ZM205 31V35L203 34V32ZM259 31V32H260ZM2 32V33H1ZM20 34H19V33ZM42 32V33H41ZM53 32V33H52ZM83 32V33H82ZM112 32V33H111ZM115 32V33H114ZM148 32V33H147ZM171 32V33H170ZM181 32H184V38L181 36V35H183V33L181 34ZM186 32V33H185ZM189 32V33H188ZM194 32H195V34H194ZM208 32H209V30H208ZM3 33H5V35H3ZM42 35V37H41V35ZM85 33V34H84ZM91 35H90V34ZM117 33V34H116ZM147 33V34H146ZM150 33V34H149ZM153 33V34H152ZM202 33V34H201ZM261 33V34H262ZM32 34V36H30ZM37 34H39V35H37ZM48 34H52L51 36L50 35H48ZM54 34H55V36H54ZM81 34V35H80ZM82 34H83V36H82ZM97 34V35H96ZM138 36H137V35ZM164 34V35H163ZM166 34H168V35H166ZM186 34H188V35H186ZM197 34L200 36H197ZM201 34V35H200ZM258 34H260V33H258ZM257 34V35H258ZM2 35V36H1ZM6 35H8V36H6ZM15 35V36H14ZM24 35V36H23ZM35 35H37V36H35ZM86 35V36H85ZM88 35V36H87ZM96 37H95V36ZM129 35V36H128ZM141 35H143V37L141 36ZM149 35V36H148ZM155 35V36H154ZM180 36V38L178 37H176V36ZM194 35V38H192V36ZM14 36V37H13ZM28 36V37H27ZM39 36V37H38ZM59 36V37H58ZM91 37V39H90V37ZM98 36V37H97ZM132 36V37H131ZM136 36V37H135ZM140 36V37H139ZM154 36V37H153ZM160 36H162V37H160ZM165 36V37H164ZM167 36V37H166ZM171 36V37H170ZM186 36H188V37H186ZM191 36V37H190ZM260 36V35H259ZM19 37H20V40H19ZM32 37V39H30ZM34 37H36V39L34 38ZM49 37L50 39L48 40L47 38ZM62 37V38H61ZM77 37V38H76ZM80 37H81V39H80ZM85 37H86V39H85ZM95 37V38H94ZM107 37V38H106ZM126 37H127V39H126ZM130 37V38H129ZM135 37V38H134ZM142 37V38H141ZM169 37V38H168ZM190 37V38H189ZM196 37H197V40H196ZM199 37V38H198ZM5 38V39H4ZM7 38H9L8 40H7ZM18 38V39H17ZM28 38V39H27ZM41 38V39H40ZM52 38H53V40H52ZM58 40H57V39ZM83 38H84V40H83ZM88 38V39H87ZM93 38V39H92ZM102 38H104V39H102ZM134 38V39H133ZM149 38V39H148ZM155 38V39H154ZM158 38V39H157ZM168 38V39H167ZM184 40H183V39ZM202 38V37H201ZM203 38H205V37H203ZM4 39V40H3ZM11 39V40H10ZM24 39V40H23ZM35 39V40H34ZM39 39H40V42H38L39 41ZM76 39H78V40H76ZM90 39V40H89ZM109 39V40H108ZM115 39V40H114ZM132 39V40H131ZM136 39V40H135ZM139 39V40H138ZM153 39V40H152ZM189 39H191V41L189 40ZM193 39V40H192ZM4 42H3V41ZM5 40H7V42L8 43H11V44H13V45H11V44H8L7 42H5ZM10 40V41H9ZM16 40H18L17 41V44H16ZM26 40V41H25ZM37 40V41H36ZM42 40H44V41H42ZM50 40H51V42H50ZM63 40V41H62ZM80 40V41H79ZM82 40H83V42H82ZM87 40V41H86ZM93 40V41H92ZM102 40V41H101ZM104 40V41H103ZM105 40H106V42H105ZM123 40V41H122ZM154 40H156V41H154ZM160 40V41H159ZM161 40H163V42H161ZM165 40H167V41H165ZM169 40V41H168ZM179 40V41H178ZM180 40H182V41H180ZM189 40V42H187ZM22 41H25L24 42V44H23V42ZM28 41H32L31 43H33L34 45H31V43L30 42H28ZM56 41V42H55ZM93 43H92V42ZM127 41H129V42H127ZM134 41H135V43H134ZM151 41V44H149V42ZM184 41V42H183ZM186 41V42H185ZM263 41H264V38H263V40L261 39V43H260V41L258 42L259 44H258V46H257V48H254L252 51L253 52H251L250 50V52L252 53V56H254L255 57V59H258V57L260 58V57H263V55L262 56H260L261 54H263L264 53V50H263V48H264V44L262 45V43H263ZM12 42H14V43H12ZM18 42H19V44H18ZM37 42V43H36ZM45 42H47V43H45ZM55 42V43H54ZM61 42V43H60ZM64 42V43H63ZM81 44H80V43ZM90 42V43H89ZM105 44H103V43ZM141 42V43H140ZM146 42V43H145ZM164 42H167V43H164ZM190 42H193V43H191L190 44ZM21 43V44H20ZM30 44L29 46L28 45H26V44ZM50 43H52V44H55V45H52V44H50ZM57 43V44H56ZM67 43V44H66ZM84 45H83V44ZM106 43H107V45H106ZM129 43V44H128ZM152 43H154V44H152ZM186 43H187V45H186ZM4 44V45H3ZM5 44H6V47L8 48V49H10V50H8L6 47H5ZM40 44H41V46H40ZM49 44V45H48ZM63 44V45H62ZM72 44V45H71ZM92 46H90V45ZM95 44V45H94ZM101 44H103L102 46H101ZM122 44V45H121ZM139 44H141V45H139ZM149 44V45H148ZM162 44V45H161ZM167 44V45H166ZM185 44V45H184ZM21 45V46H20ZM24 45V46H23ZM36 45V46H35ZM44 45H46V47L44 46ZM69 45V46H68ZM74 45V46H73ZM77 45V46H76ZM84 47H83V46ZM127 45V46H126ZM130 45H132V46H130ZM135 45V46H134ZM155 46V48H154V46ZM170 47H169V46ZM179 45V46H178ZM259 45H260V50H259ZM262 45V46H261ZM1 46H2V48H3V50H2V48H1ZM10 46V47H9ZM12 46V47H11ZM34 46H35V48H34ZM39 46V47H38ZM44 48H43V47ZM53 46V47H52ZM55 46V47H54ZM66 46V47H65ZM75 46H76V48H75ZM89 46V47H88ZM98 46V47H97ZM106 46V47H105ZM150 46V47H149ZM159 48H158V47ZM163 46V47H162ZM168 46V47H167ZM185 46H187V47H185ZM16 47V48H15ZM26 47V48H25ZM34 49H33V48ZM53 49H52V48ZM56 47H58V48H56ZM62 47H63V50H62ZM67 47H69V48H67ZM82 47V48H81ZM97 47V48H96ZM102 47H103V50H102ZM129 47V48H128ZM133 47V48H132ZM135 47V48H134ZM139 47V48H138ZM146 47H147V49H146ZM149 47V48H148ZM160 47L161 48H164V49H167V50H164V49H160ZM171 47H172V49H171ZM182 47V48H181ZM186 48V49H184V48ZM190 47V48H189ZM254 47V46H253ZM256 47V46H255ZM5 48V49H4ZM13 49V51H12V49ZM25 50V52L22 50ZM30 49L31 48V50H27V52H26V49ZM38 48V49H37ZM48 48H49V50H48ZM54 48H56V49H54ZM67 48V49H66ZM80 48V49H79ZM88 48V49H87ZM91 48V49H90ZM93 48V49H92ZM154 50H152V49ZM157 48V49H156ZM205 48V49H204ZM249 48V47H248ZM252 47H250L249 49H251ZM33 49V50H32ZM37 49V51H34V50H36ZM41 49H42V52H41ZM45 49H47V50H45ZM58 49H59V51H58ZM77 49V50H76ZM85 49H87V50H85ZM90 49V50H89ZM95 49V50H94ZM100 51H99V50ZM108 49V50H107ZM126 49V50H125ZM133 49V50H132ZM134 49H136V50H134ZM140 49V51H138ZM178 49H180L179 51H178ZM190 50V51H192V52H194V53H190V51H188V50ZM260 51V52H262V53H260L258 50ZM20 50H22V51H20ZM54 52H52V51ZM69 50V51H68ZM73 50V51H72ZM82 50V51H81ZM92 50V51H91ZM102 50V51H101ZM107 50V51H106ZM125 50V51H124ZM147 50V51H146ZM149 50V51H148ZM163 50H164V53H163ZM171 50V51H170ZM174 50V51H173ZM188 51V52H186V51ZM254 50H257V54H256V51L254 52ZM12 52V53H9V52ZM46 51H48V53L46 52ZM67 51H68V53H67ZM77 51H80V53H78ZM89 52V54L88 53H86V52ZM97 51V52H96ZM118 51V52H117ZM155 51H156V53H155ZM167 51H169V52H167ZM177 53H176V52ZM182 51V52H181ZM184 51V52H183ZM204 51H205V53H204ZM4 52V53H3ZM5 52H7V53H5ZM14 52H17V54H19L20 55V53H21V55L19 56V55H17L16 53L14 54ZM20 52V53H19ZM29 52V53H28ZM46 52V53H45ZM50 52V53H49ZM52 52V53H51ZM59 52V53H58ZM63 52V53H62ZM70 52H71V54H70ZM74 52V53H73ZM84 52V53H83ZM91 52H93L92 53V55L94 56H92L91 55ZM98 52L100 53V54H98ZM105 54H104V53ZM120 52H121V54H120ZM135 52V53H134ZM141 52V53H140ZM146 52H147V54L148 55H146ZM185 52H186V54H185ZM24 53V54H23ZM28 53V54H27ZM33 53V54H32ZM37 53V54H36ZM40 53V54H39ZM75 53H77V54H75ZM114 53V54H113ZM116 53V54H115ZM128 53H130V54H128ZM139 53V54H138ZM144 55H143V54ZM154 53V54H153ZM159 53H160V55H159ZM170 56H167V54ZM169 53H171V54H169ZM188 53H190V54H188ZM253 53H255V55H253ZM5 54H7V55H5ZM14 56H13V55ZM23 54V55H22ZM26 54V55H25ZM30 54H32V55H30ZM62 54V55H61ZM67 54V55H66ZM110 54V55H109ZM134 54H138V55H135L134 56ZM142 54V55H141ZM153 54V55H152ZM156 54V55H155ZM172 54H174V56L172 55ZM184 54H185V56H184ZM260 54V55H259ZM28 55V56H27ZM35 55H36V57H35ZM39 55V56H38ZM43 55V56H42ZM51 55V56H50ZM61 55V56H60ZM83 55H84V57H83ZM86 55V56H85ZM125 55V56H124ZM133 57H132V56ZM151 55V56H150ZM158 55V56H157ZM163 55V56H162ZM166 55V56H165ZM190 55H192V56H190ZM196 55V56H195ZM259 55V56H258ZM10 56H11V58H10ZM26 56L27 57V59H26V57H25V59L23 60V58ZM31 56V57H30ZM35 58H34V57ZM46 56V57H45ZM57 56V57H56ZM68 58H67V57ZM90 56V57H89ZM98 56V57H97ZM146 56V57H145ZM198 56V57H197ZM210 56V55H209ZM208 56V57H209ZM20 57H22V59L20 60L19 58ZM30 57V58H29ZM60 57V58H59ZM62 57H64V58H62ZM87 57V58H86ZM132 58V60H131V58ZM138 57V58H137ZM142 57V58H141ZM153 57H154V59H153ZM165 59H164V58ZM171 57H172V59H171ZM176 57V58H175ZM178 57V58H177ZM184 57H185V59H184ZM193 57V58H192ZM196 57V58H195ZM204 57H206L207 58V55L205 56H203V58L202 59H204ZM253 57V58H254ZM6 58V59H5ZM7 58H9V60L7 61ZM18 58V59H17ZM28 58H29V60H28ZM38 58H39V60H38ZM46 58H47V60H46ZM49 58V59H48ZM91 58V59H90ZM112 58H114V59H112ZM123 58V59H122ZM126 58V59H125ZM130 58V59H129ZM147 58V59H146ZM156 58V59H155ZM179 58H180V60H179ZM183 58V61L181 60ZM190 60H189V59ZM192 58V59H191ZM11 59V60H10ZM15 59H17V60H15ZM31 59V60H30ZM34 59V60H33ZM43 59H45V61H47L48 63L50 62V64H48L47 62H45L44 61V64H47L46 66L44 65V67H43ZM63 59V60H62ZM88 59V60H87ZM90 59V60H89ZM95 59V60H94ZM146 59V60H145ZM159 59V60H158ZM161 59V60H160ZM164 59V60H163ZM188 60V62H187V60ZM201 59V60H202ZM262 59V58H261ZM260 59V60H261ZM13 60V61H12ZM18 60H20V62H22V64L20 63V62H17ZM28 61V63H27V61ZM49 60V61H48ZM79 60V61H78ZM100 60V61H99ZM123 60V61H122ZM137 60V61H136ZM157 60V61H156ZM167 60V63L166 62H164V61H166ZM169 60H171L169 63H168V61ZM175 60V61H174ZM195 60V61H196ZM259 60V59H258ZM16 63H15V62ZM32 63H30V62ZM34 61V62H33ZM36 61V62H35ZM39 61H41V66H39L40 64L39 63H37V62H39ZM51 61H52V63H51ZM54 61V62H53ZM59 61V62H58ZM84 61V62H83ZM92 61V62H91ZM99 61V62H98ZM108 61V62H107ZM135 61V62H134ZM146 61V62H145ZM155 63V66H154V63ZM162 61V62H161ZM180 61V62H179ZM183 63H182V62ZM190 61H192V64H189V63H191ZM4 62V63H3ZM11 62H12V64H11ZM25 62V63H24ZM88 62H89V65H88ZM102 62V63H101ZM112 62V63H111ZM141 62V63H140ZM148 62H150L149 64H148ZM176 62V63H175ZM177 62H179V64H181V65H177ZM185 62H187V63H185ZM194 62V63H193ZM25 65H24V64ZM30 63V64H29ZM37 63V64H36ZM55 63V64H54ZM61 63V64H60ZM83 63H84V65H83ZM93 63V64H92ZM98 63V64H97ZM106 63V64H105ZM114 63V64H113ZM116 63V64H115ZM158 63H159V65H158ZM165 63V64H164ZM13 64L15 65V64H17V66H15V67H11V65L13 66ZM27 64V65H26ZM39 64V65H38ZM87 65V67H84V66H86ZM90 64H92V65H90ZM135 64V65H134ZM138 66H137V65ZM140 64H141V66H140ZM142 64H144V65H142ZM146 64V65H145ZM164 64V65H163ZM167 64H168V66H167ZM170 64V65H169ZM175 64V65H174ZM182 64H184V66L182 65ZM189 64V65H188ZM194 64V65H193ZM20 65H21V67L22 68H20ZM34 65V66H33ZM55 65V66H54ZM57 65V66H56ZM79 65V66H78ZM98 65H100V67L98 66ZM147 65H148V67H147ZM158 65V67H156ZM161 65L162 66H164L163 68L161 67ZM172 65V66H171ZM25 66H27V67H25ZM28 66H30V68L28 69ZM33 66V67H32ZM51 66V67H50ZM75 66V67H74ZM91 66V67H90ZM98 66V67H97ZM134 66V67H133ZM151 66H152V68H151ZM175 66H176V68H175ZM190 66V67H189ZM195 66V67H194ZM3 67H5L4 65H3ZM107 68V70H106V68ZM124 67V68H123ZM126 67V68H125ZM128 67V68H127ZM137 67V68H136ZM169 67H171V68H169ZM178 67V68H177ZM187 67V68H189L190 70H186L185 68ZM194 67V68H193ZM7 68V67H6ZM17 68V69H16ZM19 68V69H18ZM25 68H27L28 70H26L25 71ZM38 68H36V69H38ZM42 68H44L45 69V73H44V69H42ZM47 68H49V69H47ZM83 70H82V69ZM110 68V70H108ZM116 68V69H115ZM144 68V69H143ZM151 70H150V69ZM157 68H159L160 69V71H157L158 69ZM173 68V69H172ZM180 68V69H179ZM186 70L185 71V74H184V69ZM8 69V68H7ZM56 70V71H52V70ZM119 69H121V70H119ZM147 69V70H146ZM149 69V70H148ZM163 69V70H162ZM171 69V70H170ZM176 69H177V71H176ZM178 69H179V71H178ZM0 70H2V68L0 69ZM3 70H2V72H3ZM39 70V69H38ZM39 70V71H40ZM51 70V71H50ZM72 70V71H71ZM81 72H80V71ZM87 70V71H86ZM95 70H96V72H95ZM99 70V71H98ZM102 70V71H101ZM114 70V71H113ZM126 71V73H124L125 71ZM132 70V71H131ZM134 70H136V71H134ZM143 70V71H142ZM165 70H168V71H165ZM170 70V71H169ZM174 70H175V72H174ZM31 71V72H32ZM60 71V72H59ZM62 71V72H61ZM71 71V72H70ZM76 71H77V73H76ZM93 71V72H92ZM109 71V72H108ZM121 71V72H120ZM132 73H131V72ZM139 71V72H138ZM145 71V72H144ZM152 71H154V72H152ZM171 71H173V73L171 72ZM181 71H182V73H181ZM187 71H188V73L189 74H191V76L190 75H187L188 73H187ZM195 71V72H194ZM14 72H13V74H14ZM49 74V72H50V74L52 73V72H54V74H52L51 76H52V78L53 79H51V76H50V74L48 75L47 73ZM56 72V73H55ZM79 72V73H78ZM83 72V73H82ZM90 73V75H88L87 73ZM92 72V73H91ZM114 72V73H113ZM135 74H134V73ZM140 72H141V74H140ZM150 72V73H149ZM158 72V73H157ZM159 72H160V74H159ZM162 72V73H161ZM164 72H165V74H164ZM168 72H170V74H172V76L170 77V75H169V73ZM178 72V73H177ZM191 72V73H190ZM193 72V73H192ZM197 72V73H196ZM64 73V74H63ZM94 73V74H93ZM98 73V74H97ZM100 73V74H99ZM117 73V74H116ZM130 73V74H129ZM142 73H144V75L142 74ZM151 73H152V75H151ZM168 73V74H167ZM203 73V72H202ZM9 74V76H11V75H13V74H11L10 75ZM67 74V75H66ZM75 74V75H74ZM78 74V75H77ZM81 74V75H80ZM94 76H93V75ZM97 74V75H96ZM112 74V75H111ZM115 74V75H114ZM123 74V75H122ZM126 74H128V75H126ZM131 74H132V76H131ZM134 74V75H133ZM149 74V75H148ZM160 76H159V75ZM161 74H163L164 76V78L161 76ZM181 74H184V75H187V77L186 78H188V81L189 82H187L186 83V81L184 82L183 80H185L184 78V75L182 76L183 77V83H182V81H181V79H182V77H181ZM194 74V75H193ZM196 74H198V76H196ZM59 75V76H58ZM98 75H99V77H98ZM101 75V76H100ZM111 75V76H110ZM149 77H148V76ZM155 75V76H154ZM167 75V76H166ZM168 75H169V77H168ZM175 75V77H173ZM178 75V77H176ZM180 75V76H179ZM204 75H205V73H204ZM72 78H71V77ZM81 76H82V78H81ZM105 76V77H104ZM110 76V77H109ZM117 76V77H116ZM138 76V77H137ZM156 76H158V77H160V78H158V77H156ZM165 76L166 77H168V78H165ZM195 77V79H194V77ZM206 76V75H205ZM12 77V76H11ZM13 77H14V75H13ZM48 77H49V79H48ZM55 77H57V78H55ZM91 77H93V79L94 80H92L91 79ZM119 77V78H118ZM132 77V78H131ZM134 77H135V79H134ZM142 77H144V78H142ZM147 79H146V78ZM181 77V78H180ZM68 78V79H67ZM89 78V79H88ZM128 78V79H127ZM138 80H137V79ZM157 78V79H156ZM176 78V79H175ZM177 78L179 79L180 78V81L179 80H177ZM191 78V79H190ZM200 78V77H199ZM57 79H59V80H57ZM65 81H64V80ZM67 79V80H66ZM85 79H87V81L85 80ZM130 79H131V81H130ZM139 79H141L140 81H139ZM149 79H150V81H149ZM160 79V81L162 80V79H164V82H163V80H162V82L163 83H161L160 81H158ZM165 79H166V81H165ZM172 79H173V82L174 83H177V84H174L173 82H172ZM191 81H190V80ZM42 80V81H43ZM50 80V81H49ZM53 80H56V81H53ZM76 82H75V81ZM82 80V81H81ZM98 80V81H97ZM114 80V81H113ZM119 80H120V82H119ZM146 80V81H145ZM154 82H153V81ZM157 80V81H156ZM168 80V81H167ZM176 80H177V82H176ZM187 80V79H186ZM52 81V82H51ZM57 81H58V83H57ZM62 81V82H61ZM93 83H92V82ZM103 81V82H102ZM128 81V82H127ZM141 83L142 82V85H139V82ZM65 82V83H64ZM80 82V83H79ZM106 82V83H105ZM108 82V83H107ZM127 82V83H126ZM132 82V83H131ZM134 82V83H133ZM149 82V83H148ZM171 82H172V84H171ZM190 82H193V83H190ZM199 82V83H198ZM50 83V84H49ZM54 83H56L55 85H54ZM71 83V84H70ZM82 83V84H81ZM86 83H88V84H86ZM95 83H97V84H95ZM115 83V84H114ZM144 83V84H143ZM149 85H148V84ZM152 83V84H151ZM156 83V84H155ZM161 85H160V84ZM168 84V86H167V84ZM181 84V85H179V84ZM40 84V85H41ZM53 84V85H52ZM64 84H66L65 85V87H64ZM68 84V85H67ZM80 86L81 85V87H83V88H80V87H78V85ZM89 84H90V86H92L91 87V91H90V86H89ZM93 84V85H92ZM95 84V85H94ZM105 84H106V87H105ZM110 84V85H109ZM116 84H118V85H116ZM128 84V85H127ZM135 84V85H134ZM154 84V85H153ZM171 86H170V85ZM188 85V86H186V85ZM190 84V85H189ZM56 85H58L57 86V89H54V88H56ZM63 85V86H62ZM70 85V86H69ZM86 85V86H85ZM101 85V86H100ZM115 85V86H114ZM132 85H134V86H132ZM138 85V86H137ZM146 85H148V86H145ZM150 85H152L151 87H150ZM167 86V87H165V89H163V91L159 88V87H161V88H163L164 86ZM176 85H177V87H176ZM180 87H179V86ZM183 85V86H182ZM192 85H193V87H192ZM60 86H62L61 88H60ZM77 86V87H76ZM89 86V87H88ZM96 86V87H95ZM154 86V87H153ZM157 86H159V87H156ZM181 86H182V88H181ZM195 86V87H194ZM59 87V88H58ZM75 87V88H74ZM110 87H111V89H110ZM113 87V88H112ZM115 87V88H114ZM118 87V88H117ZM119 87H121V88H119ZM135 88V89H133V88ZM140 87H145V88H147V90L150 92H148L147 93V90L144 88L143 89V95L141 94V92H140V90L142 89V88H140ZM184 87H186V90L187 91H185V88ZM187 87H189L190 88V90H191V92H190V90H189V88L187 89ZM195 88L196 89V91H194L193 92V89L192 88ZM199 87V88H198ZM95 88V89H94ZM105 88V89H104ZM109 88V89H108ZM132 88V89H131ZM136 88H138V89H136ZM153 88V89H152ZM178 88H179V91H178ZM49 89V88H48ZM75 89V90H74ZM80 89V90H79ZM88 89V90H87ZM94 89V90H93ZM123 89V90H122ZM128 89V90H127ZM182 89V92H183V95L185 96V94H187L186 96H187V98H186V96H185V98L181 95V90ZM198 89V90H197ZM76 90H78L79 92H76ZM96 90V92H98V93H96V92H94ZM110 90H112V91H110ZM126 90V91H125ZM131 91V93H129V95L127 94L128 92H130ZM137 90V91H136ZM152 90H154V91H152ZM166 90V91H165ZM189 90V91H188ZM76 93H75V92ZM82 91V92H81ZM88 93H87V92ZM107 91V92H106ZM157 91V92H156ZM158 91H161V93L160 92H158ZM165 91V92H164ZM179 93H178V92ZM198 91V93H200ZM81 92V93H80ZM85 92V93H84ZM94 94H97V96L96 95H94ZM102 92H103V94H102ZM105 92V93H104ZM110 92V93H109ZM122 92V93H121ZM146 94H145V93ZM162 92L163 93H165V94H162ZM188 92V93H187ZM85 94V95H83V94ZM123 93H125V94H127L126 95V97H125V94L124 95H122ZM152 93V94H151ZM158 93V94H157ZM160 93V94H159ZM178 93V94H177ZM185 93V94H184ZM190 93V94H189ZM196 94V95H194V94ZM79 94L80 95V97H79V95L77 96V95ZM85 97H83L82 95ZM90 94V95H89ZM100 94V95H99ZM105 94V95H104ZM112 94H113V96L115 97H113L112 96ZM115 94V95H114ZM118 94H119V96H118ZM132 95V97L133 98H131V95ZM140 94V95H139ZM148 94V97L146 96ZM149 94H151V95H149ZM154 94H156L157 96H159V97H157L156 95H154ZM164 96V98L163 97H161L162 95ZM181 95V99H180V97H178V96H180ZM74 95V96H73ZM88 95V96H87ZM102 95V96H101ZM108 95H111L112 97H108ZM135 95V96H134ZM138 95V96H137ZM144 95H145V97H144ZM198 95V96H197ZM90 96H94V97H90ZM98 96H101V97H98ZM153 96V97H152ZM155 96H156V98L158 99L159 98V100L160 101H162V98H163V101H162V103H161V105H158L159 104V100H157L156 98H155ZM188 96H189V98H188ZM193 98V97H195V96H197V98L195 97V102L193 101L194 100V98L193 99H191V97ZM74 97V98H73ZM78 97V98H77ZM90 97V98H89ZM96 97V98H95ZM107 97L109 98V99H107ZM119 97V98H118ZM126 100L125 102H123L124 100H123V98ZM129 97V98H128ZM138 97V98H137ZM150 97V98H149ZM70 98V99H69ZM79 98H81V99H79ZM92 98V99H91ZM95 100H94V99ZM97 98H98V100H97ZM103 98V100H104V102H103V100H101ZM111 98H113L112 100H111ZM131 98V99H130ZM137 98V99H136ZM143 98H144V100H143ZM148 98V99H147ZM153 98V100H151ZM177 98H179V99H177ZM184 98V99H183ZM79 101H78V100ZM86 99H88V100H86ZM100 99V100H99ZM119 100V99H121V100H119V101H117V100ZM146 99V100H145ZM150 99V100H149ZM182 99H183V102H182ZM190 99H191V101H193V102H191L190 101ZM76 100V101H75ZM81 100V101H80ZM91 100L94 102V103H92L91 102ZM109 100H110V102H109ZM123 100V101H122ZM127 100H128V104L126 103L127 102ZM132 100V101H131ZM133 100H135L134 102H133ZM139 100V101H138ZM143 100V101H142ZM177 100H181L180 102L179 101H177ZM187 100V101H186ZM197 100V101H196ZM61 101V102H60ZM75 101V102H74ZM107 101V102H106ZM140 101H142V104H140V103H138V102H140ZM152 101V102H151ZM186 101V102H185ZM191 102V104L189 105V104H187V102L188 103H190ZM201 101V100H200ZM199 101V102H200ZM62 102H64V103H62ZM92 104H91V103ZM131 102V103H130ZM136 102V103H135ZM146 102V103H145ZM178 102H179V104H181V105H179L178 104ZM90 104L88 107H87V105L86 104ZM122 103V104H121ZM130 103V104H129ZM134 103H135V105H137V106H132V105H134ZM148 103H150L151 105H152V107H151V105L150 104H148ZM157 103V104H156ZM184 103V104H183ZM185 103H186V105H189V106H187V107H185L186 105H185ZM192 103H193V105L194 106H196V109H195V107L192 105ZM80 104V105H79ZM84 105L85 107H83L82 105ZM124 104V105H123ZM146 106H145V105ZM148 104V105H147ZM157 106H156V105ZM127 105V106H126ZM141 105V106H140ZM143 105H144V108H143ZM155 105V106H154ZM183 105V106H182ZM185 105V106H184ZM198 105V106H197ZM132 106V107H131ZM162 106H164V107H162V109H161V107ZM180 106V107H179ZM182 106V107H181ZM135 107V108H134ZM151 107V108H150ZM154 107H155V109H154ZM190 107V108H189ZM65 108V109H66ZM75 108V107H74ZM145 108H147V110L145 111ZM160 110L159 111V113H158V109ZM166 108V109H165ZM183 108H187L186 110L185 109H183ZM193 108V109H192ZM89 109V108H88ZM131 109H133V110H131ZM141 109H144V110H141ZM153 110V111H150V110ZM157 109V110H156ZM164 109V110H163ZM129 110H128V112H129ZM190 112H189V111ZM195 110V111H194ZM162 111H164V112H166V113H164V112H162ZM86 112V111H85ZM131 112H129V113H131ZM134 112V113H135ZM145 112V113H144ZM149 114H148V113ZM151 112H153V113H151ZM154 112L157 114V116H158V118H157V116H156V114H154ZM179 112V113H178ZM183 112H185L184 113V115L182 114ZM135 113V114H136ZM143 113V114H142ZM163 113L165 114L164 115V117H163ZM187 113V114H186ZM188 113H192L191 115H189ZM148 114V115H147ZM162 114V115H161ZM150 115H151V117H150ZM195 115H197L196 117H195ZM153 116H155V118H157V119H153ZM161 116V117H160ZM184 116H185V118H184ZM186 116H187V118H189V119H186ZM149 117V118H148ZM159 117H160V119H159ZM191 117V118H190ZM193 117V118H192ZM165 118H167V123L165 122ZM197 118V119H196ZM164 119V120H163ZM193 119V121H191ZM197 121H196V120ZM161 120V122H159ZM186 120V122H188L187 124H186V122H184ZM145 122L144 123H146V121L148 122V125H150V126H147V123H146V125H144V126H147V127H145V128H148V129H150L153 125H151L150 124V122H151V119H150V122L148 121V120H144ZM157 121V122H156ZM196 121V122H195ZM189 122H190V124H189ZM193 122H194V124H193ZM199 122V123H198ZM166 123V124H165ZM183 123V124H182ZM196 123L198 124L196 127H194V125H196ZM189 124V125H188ZM167 125V126H166ZM185 125V126H184ZM188 126H190V129H189V127ZM194 128H193V127ZM169 127V126H168ZM177 127V128H178ZM185 127H188V129L187 128H185ZM191 128H193V129H191ZM197 128V129H196ZM183 129H186V130H184L183 131ZM191 130H193V131H191ZM195 130V131H194ZM197 130V131H196ZM87 130H84V132L85 133H87L86 132ZM188 132V131H190L189 132V134L188 133H186V132ZM187 134V135H183V134ZM140 138H139V140H140V142H142L143 141V133L142 132H140ZM190 134H192L191 136H190ZM197 135V136H195V135ZM199 134H200V136H199ZM182 135V136H181ZM192 137V140H193V142H195V143H197V145L195 144V143H193L192 142V140H191V138L189 137ZM143 136V137H142ZM185 137V139H184V137ZM199 136V137H198ZM156 137H158L159 138V136H156ZM188 137V138H187ZM157 138V139H158ZM163 139V141H165V143H166V140H167V138H164V137H162ZM176 138H177V136H176ZM195 140H194V139ZM159 139H161V138H159ZM188 139H190V140H188ZM199 139V140H198ZM201 139V140H200ZM145 140V139H144ZM189 142H191V143H189ZM168 141V140H167ZM186 141V143L184 144V142ZM180 142V143H181ZM199 142H203V143H199ZM154 143V142H153ZM164 143V144H165ZM180 143H178L179 145H180ZM140 144V143H139ZM144 142L143 143H141L140 145H142L143 147H144ZM171 144V143H170ZM169 143H166V145H164L163 147L164 148H162L161 147V149L159 148V150L161 151V150H164L163 152H160L158 149H155V151L157 152H155L154 151V148L156 147L155 146V144H151V145H153V147H150L151 148V152H152V154H156V159L157 160H160V161H157L156 159V168H158L159 169V171L161 172V170L162 171H165L164 173H160L157 169V171L160 173V175H159V173H156L155 172V174L157 175V176H155V178H154V180H156L158 183H160V182H163V184H161L160 183V185L157 183V182H155L154 180L152 181V182H150V184H149V187H151L152 188V184H153V188L150 190V193H151V195H149L148 197L151 199V200H153V199H155V200H153L152 202H151V200L150 199H148V202L150 201V205L148 206V208H146V209H144L146 206L144 205L145 204V199H144V197L142 196V194H140V195H138V198H137V201H136V203H135V206H136V208L138 209V210H142V214L143 215H145L147 218H149V219H155V220H157V219H159V221H160V219H161V222L162 221H164L166 224H168V223H171L170 225H172V226H175L176 224H180V222L179 221H181V220H179L180 218L177 216V213L175 212V210L176 209H178V208H180V206H181V200H179V199H183L184 198V196L185 195H183V194H185L184 193V189H183V186H184V181H180V180H183V179H180L179 178V180L177 179V180H175L176 179V177L174 176V174L172 175L171 173L172 172H168V171H170L171 169L170 168H172V167H170V164H173V161L176 159V158H178V156H180V157H182V154L181 153H184V151H186L185 150V147L184 148H182V146H181V148L179 147V145L178 144H176V145H178L177 147H175V146H173L174 144H171L170 145ZM190 144H194L193 145V147L192 146H190ZM203 144V147L201 146H198V145H202ZM167 145H169L170 147H167ZM142 146H139V148L141 147V149L143 148ZM195 146H197L196 148H195ZM176 149H178V150H174L175 148ZM179 147V148H178ZM206 147V148H205ZM158 148V147H157ZM167 148V149H166ZM169 148V149H168ZM186 148V149H187ZM188 148V149H189ZM192 148H194V149H192ZM140 149V150H141ZM172 149V150H171ZM187 149V150H188ZM200 151H199V150ZM203 149V150H202ZM206 151H205V150ZM153 150V151H152ZM169 150H171V152H173V153H171V152H169V153H166V151L168 152ZM180 150H181V152H180ZM195 150V152H193ZM203 152H202V151ZM177 153H176V152ZM179 151V152H178ZM183 151V152H182ZM205 151V152H204ZM159 152V153H158ZM199 154H198V153ZM203 153V155H205L206 156V153H207V156H209V159L210 160H208V157L206 156V158L204 159L203 157H205V156H202V153ZM140 153H142V151H140ZM162 153H164V155H162ZM171 153V154H170ZM180 153V154H179ZM160 154V155H159ZM168 154H169V156H168ZM173 154V155H172ZM179 154V155H178ZM198 154V155H197ZM159 155V156H158ZM168 156V158H167V156ZM176 156L177 155V157L176 158H174L173 159V157L172 156ZM155 156V155H154ZM172 158H171V157ZM174 156V157H175ZM198 157V159H197V157ZM161 157H163L165 160L167 159V160H169V162L166 160L165 162L163 161L164 159L163 158H161ZM161 158V159H160ZM200 158H202V159H200ZM140 158H138V160H139ZM163 159V160H162ZM197 159V160H196ZM201 160V163H203V162H205V163H203V164H201L200 163V161H198V160ZM206 160V161H203L202 162V160ZM141 160V159H140ZM139 160V161H140ZM172 160V161H171ZM138 161V169H139V172H141L140 171V165H142V162L140 163ZM171 161V162H170ZM197 161L199 162V163H197ZM166 164L165 166H166V168H165V166H164V163ZM212 162V161H211ZM159 163H161V164H159ZM162 163H163V165H162ZM169 163V164H168ZM206 163H208L207 164V167L209 168H207L206 167ZM140 164V165H139ZM158 165H160V166H158ZM198 165V166H197ZM200 165V166H199ZM202 165L204 166L205 165V167H202ZM140 166V167H139ZM193 166V167H194ZM159 167H161V169L159 168ZM167 167L169 168V169H167ZM176 167V166H175ZM199 168V169H197V168ZM207 169V170H204V169ZM142 169V168H141ZM166 169V170H165ZM174 168H172V171H175L176 170V168H175V170H173ZM196 169V170H195ZM199 171V172H198ZM201 171V172H200ZM207 171H208V173H207ZM203 172V173H202ZM209 175L210 174V178L208 179V175L206 174V173ZM168 173H170V175L168 174ZM201 173H202V175H201ZM161 175H163V177L161 176ZM164 175H165V177L167 176V178L165 179V177H164ZM207 175V176H206ZM156 177H158V178H156ZM160 177H161V179H160ZM175 177V178H174ZM198 177H200V179L198 178ZM206 177V178H205ZM172 178V179H171ZM174 178V179H173ZM205 179H207V180H209V181H207V180H205ZM159 180H161V181H159ZM172 180H174V183L173 182H170V181H172ZM201 180V181H200ZM168 182V185L166 186V182ZM175 181H177V183L175 182ZM178 181H180V182H178ZM209 182V184H210V187H209V184H204L203 182H205V183H207V182ZM154 182H155V184L157 185V186H155V184H154ZM182 182V183H181ZM169 183H170V185H169ZM172 184H174V186H175V188H174V186L172 185ZM176 184V185H175ZM158 185L160 186V187H158ZM205 185V186H204ZM208 185V189L206 188V186ZM162 186V187H161ZM164 186H165V188L167 187L168 188V186L170 187V189H168L167 191H169L168 193L169 194H173L172 196L171 195H168V196H166L167 197V199H165V200H163V202H162V200L161 199H159V198H162L160 195L163 193V195H166V193H167V191L165 190V188H164ZM182 186V190L180 189V187ZM204 186V187H203ZM157 188V189H156ZM160 188V189H159ZM162 188H164V190H165V193L163 192L164 190L162 189ZM166 188V189H167ZM171 188L173 189V190H171ZM155 190H156V192H155ZM175 190V191H174ZM208 190H210V191H208ZM173 191V193H171ZM177 191V192H176ZM181 191V192H180ZM157 192H158V194H157ZM174 192H176V195H174ZM182 192H183V194H182ZM208 192H209V194H208ZM161 193V194H160ZM177 193H179L178 195H177ZM154 194L156 195L155 197H154ZM160 194V195H159ZM153 195V196H152ZM160 197H159V196ZM183 195V196H182ZM153 198H152V197ZM170 196V197H169ZM173 196H175V198L173 197ZM181 196V197H180ZM208 196V197H209ZM141 197H142V199H143V201L141 202ZM157 197H158V199H157ZM165 197V198H166ZM177 197H180V198H177ZM140 198V199H139ZM172 198L173 199H175V200H172ZM169 199V200H168ZM171 199V200H170ZM177 199H178V201H177ZM166 200H168V201H166ZM139 201V202H138ZM165 201H166V203H169L168 205L170 206V207H168V205L165 203ZM172 201H174V203L172 202ZM176 201H177V204H176ZM162 202V203H161ZM141 203H142V205H141ZM144 203V204H143ZM152 203V204H151ZM157 203H161V204H157ZM164 203V204H163ZM138 204V205H137ZM173 204H175V206L173 205ZM179 204H180V206H179ZM154 205H156V206H154ZM160 205V206H159ZM161 205H162V207H161ZM174 207H173V206ZM138 206V207H137ZM140 206H143V207H141V208H139ZM171 206L175 209H173L172 208V210H171ZM160 207V208H159ZM182 207V206H181ZM150 208V209H149ZM154 208L156 209V210H154ZM167 209H168V211H167ZM170 209V210H169ZM146 211V213H145V211ZM150 212H148V211ZM152 211V212H151ZM159 211H160V215L163 213V215H161L160 216V218H158L159 217ZM167 211V212H166ZM174 211V212H173ZM148 212V213H147ZM162 212V213H161ZM174 213V214H172L173 215V218H172V215H171V213ZM166 213H169L170 215L169 216H167L168 214H165ZM176 213V214H175ZM149 215V216H147V215ZM151 214V215H150ZM158 216H157V215ZM165 216H166V218H165ZM175 216H177L176 218L178 219H176V218H174ZM162 218H165L167 221L169 220V219H172V220H170V222L168 221H165V219H162ZM263 221H261L262 223V225H260L259 227H256V229H257V231H255L254 230V232L256 233V232H259L260 231V227L262 228L261 229V231H260V234L263 236H261L259 233H256V235L254 236V237H256V238H258V240H260V241H253L254 239L256 240V238H254V237H252V240L251 239H247L248 240V242H249V240H251L250 241V243H251V245H250V243H248V245H250L249 247L251 248V250H252V252L258 257V254H260V252H261V254L259 255V257L257 258L258 260L260 259V257H262V255H264V252H263V250H264V246H262L264 243V240H262L263 238H264V219H262ZM158 221V220H157ZM164 222L162 223V224H164ZM175 222H177V223H175ZM175 224V225H174ZM169 224L168 225H166V227L168 228L169 226H170ZM164 226H165V224H164ZM172 226H170V227H172ZM258 229H259V231H258ZM263 232V233H262ZM261 236V238L259 237V235ZM258 235V236H257ZM245 235H243V237H242V235H241V237L239 238V236H237V242H239V244L240 245H243L245 242H246V238L247 237H244ZM239 239V240H238ZM241 239V240H240ZM263 241V242H262ZM260 242V243H259ZM247 243V242H246ZM246 243H245V245L244 246H246ZM253 244H254V246L257 248V250H255L256 248L253 246ZM262 244V245H261ZM261 245V246H260ZM241 247V246H240ZM243 247V246H242ZM255 249H254V248ZM261 247H262V249H261ZM254 250H253V249ZM261 249V250H260ZM259 250V251H258ZM176 251V252H175ZM174 251V253H175V255L177 254V253H179L180 254V251H179V249L178 250H175ZM177 251H179V252H177ZM255 251V252H254ZM257 251L259 252V253H257ZM257 253V254H256ZM263 253V254H262ZM178 254V255H179ZM177 255V256H178ZM263 259V260H262ZM261 260L262 261H264V256L261 258ZM260 260V261H261ZM259 262V261H258ZM262 263V262H261Z\"/></svg>",
	"mask_w": 264,
	"mask_h": 264
}]
</instances>
